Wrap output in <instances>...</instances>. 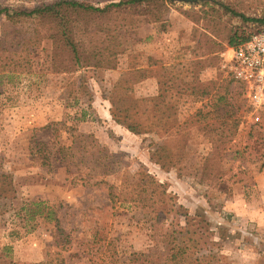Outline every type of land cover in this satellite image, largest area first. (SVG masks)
I'll use <instances>...</instances> for the list:
<instances>
[{
	"label": "rangeland",
	"instance_id": "rangeland-1",
	"mask_svg": "<svg viewBox=\"0 0 264 264\" xmlns=\"http://www.w3.org/2000/svg\"><path fill=\"white\" fill-rule=\"evenodd\" d=\"M56 1L0 0V7L32 10ZM74 1L102 9L119 0ZM170 1L81 16V60L89 67L0 82V167L11 177L12 210L46 202L59 228L42 217L27 224L13 213L0 217V252L7 248L13 263L122 264L132 253L154 252L155 216L130 202L134 182L145 188L150 177L163 185L154 194L148 188L152 200L166 189L182 207L165 227L172 221L183 230V214L200 215L221 239L224 262L264 264V105L251 106L224 68L228 37L263 28L240 16L264 20V0ZM6 26L0 15V36ZM122 79L118 92L128 87L133 99L164 97L161 111L174 114L154 128L160 136H135L112 120L108 100ZM57 123L76 131L49 137L47 127ZM37 141L55 148L49 168L32 160ZM160 143L184 154L175 168L158 166ZM69 146L77 148L67 153L70 164L59 150Z\"/></svg>",
	"mask_w": 264,
	"mask_h": 264
},
{
	"label": "trees",
	"instance_id": "trees-1",
	"mask_svg": "<svg viewBox=\"0 0 264 264\" xmlns=\"http://www.w3.org/2000/svg\"><path fill=\"white\" fill-rule=\"evenodd\" d=\"M157 1H160L162 5L172 3L170 0H119L116 3L107 4L101 9L85 6L74 0H58L54 3L41 4L32 10L0 7V15H4L7 22L6 29L2 30L0 36V82L3 79L12 80L22 75L45 72L75 73L80 68L89 67L81 60L80 49L83 39L80 30L81 16L88 15L90 17L96 13H108L109 10L115 8L145 5ZM221 7L231 15L237 16L228 7ZM240 17L244 21L260 23L263 28L246 36L234 33L228 37L229 48L236 47L248 41L252 35L264 31V20H249L243 16ZM45 45L50 46L52 50ZM42 54H44V60L40 62ZM37 59L40 61H37ZM33 69L34 72L32 73ZM231 78L234 81L232 76ZM232 80L230 82H233ZM125 83L124 79L118 81L112 92H110L108 101L112 120L115 124L125 128L135 136H143L150 133L160 136L159 131L153 132L154 128L155 130L159 129L164 119L172 117L174 112L172 115H164L161 111V103L164 98L161 94L152 98L136 100L127 95L130 90L128 87L124 89L125 94L119 93L118 90L123 88ZM221 100L222 97L218 96L216 102ZM149 106H151V111H153L151 117L148 116ZM226 114H229L228 118H232L234 115L231 112H226ZM237 123V120L233 121L231 127H236ZM47 129L51 130L49 137L62 130L70 133L76 131L75 128L66 127L63 123L51 124ZM76 137L88 138H85L82 134H77ZM159 145L158 166L166 170L175 168L179 161L178 159L183 157L184 154L181 151L176 154L172 148L163 143ZM50 146H53L51 141H37L35 143L36 152L31 153L35 165L45 168L50 167L52 159L55 160L54 156L51 158V153L55 148L52 147V150H50L48 149ZM76 149L73 146L60 148V151L66 153L62 162L65 163L69 157L67 153H72ZM68 159L66 163L70 164L71 158ZM262 167H264V163ZM144 185L145 188H141L142 183L134 182L135 192L132 194L133 198L130 199V202L143 209L147 206L148 214L151 215L153 213L155 216V218L151 216L152 222L150 225V236L154 239V252L132 253L122 264H228L224 262V256H222L221 239L214 240L215 232L209 227L208 222L204 218L200 215L191 218L188 214H183L185 223L183 230L177 231L173 229L172 221L170 222V227H165V224L169 221L168 215L172 213L179 215L182 207L170 203L171 198L167 195L166 189L161 190L158 194V200H152L151 196L148 195L149 189H151V194H154L152 188L157 190L163 188V185L154 179L149 177L144 182ZM138 189L140 190L138 191ZM10 194H12V197H10ZM114 197H112V200L116 199ZM14 199L11 177L9 174L4 173L0 167V217L6 213H13L19 223L23 222L25 224L42 217L55 222V228L59 230L55 212L48 208L46 202L25 201L21 203L17 210H12L14 207L12 201ZM8 252L7 248L1 250L0 264H15L8 257ZM39 264L52 263L49 261Z\"/></svg>",
	"mask_w": 264,
	"mask_h": 264
},
{
	"label": "built area",
	"instance_id": "built-area-1",
	"mask_svg": "<svg viewBox=\"0 0 264 264\" xmlns=\"http://www.w3.org/2000/svg\"><path fill=\"white\" fill-rule=\"evenodd\" d=\"M228 53L224 68L236 81L243 84L251 106L260 108L264 105V31L229 48Z\"/></svg>",
	"mask_w": 264,
	"mask_h": 264
}]
</instances>
